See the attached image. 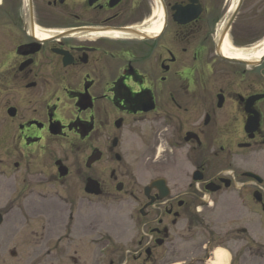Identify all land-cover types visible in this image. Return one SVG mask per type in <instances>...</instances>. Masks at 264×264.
Segmentation results:
<instances>
[{
    "label": "flooded vegetation",
    "instance_id": "obj_1",
    "mask_svg": "<svg viewBox=\"0 0 264 264\" xmlns=\"http://www.w3.org/2000/svg\"><path fill=\"white\" fill-rule=\"evenodd\" d=\"M245 3L0 0V172L22 179L40 264H213L217 249L226 264H264L262 220L177 259L193 222L212 234L204 211L230 197L264 217V34L248 36L264 0ZM132 149L159 171L142 190L125 179ZM108 199L133 203L124 241L93 222L101 208L83 207Z\"/></svg>",
    "mask_w": 264,
    "mask_h": 264
},
{
    "label": "rangeland",
    "instance_id": "obj_2",
    "mask_svg": "<svg viewBox=\"0 0 264 264\" xmlns=\"http://www.w3.org/2000/svg\"><path fill=\"white\" fill-rule=\"evenodd\" d=\"M255 0H248V4L245 3L244 6L247 5V9L251 6V3ZM242 14H246V12H241ZM244 21V15L238 18L239 25H242ZM258 27L256 30H252L248 36L249 37H260L264 34V22L257 23ZM255 25V24H254ZM253 25V26H254ZM246 34L244 33V30L242 33H238L237 37L239 39H245ZM143 132L144 130L141 128L140 130ZM133 140H136L139 142V139L135 136H132ZM133 149L130 151H126L127 154V163L129 161V165L123 167L125 172H128L129 178L125 177V179L128 180L130 186H134L135 189L142 190L143 187L149 184L151 178H153L154 175L159 174L155 170H153L151 167L143 166V165H137V156H139V151H136ZM141 154V153H140ZM246 164V163H245ZM250 166V163H248ZM247 164V165H248ZM174 165L171 166V169H174ZM1 169V168H0ZM126 176V175H125ZM190 181V180H189ZM186 184V182H178L177 190L181 189L180 185ZM21 187H22V179L19 177V175H13L9 176V173L5 175H1L0 172V213L3 214V223L0 224V264H40L37 260L38 257H35L32 251L36 247H32L26 244L25 239L32 238V236L29 234L30 230L28 226H25L22 221V214L25 212V210H22L20 205L23 199H21ZM185 188V187H184ZM50 189V195H52V188ZM175 189V190H176ZM15 191V192H14ZM45 191V190H44ZM114 191L116 192L117 190ZM56 192L54 191V194ZM80 201V197L78 199L73 200V207H76ZM225 202V203H223ZM220 206H217L215 208H208L204 211V214L207 216V222L209 223L210 227H213L212 234L208 233L207 231L200 234V230L202 229L201 226L197 221L193 222V228L189 231V239H195L193 244H190L185 251L184 255H179V258L183 257H190L191 255H199L201 256V253L199 252V242H202V240L205 239H217L220 237L217 232L225 233L229 232L233 227H239L240 225H249L251 222L252 224H258L259 222L264 221V217L256 211L257 209L253 207L252 213L248 214V210L240 209L239 204L235 202L234 197H230L227 200L223 201ZM221 203V202H220ZM24 205V204H23ZM120 202L114 201L112 199L105 200L103 202H97V200H93L92 204H88L87 200L83 201V207L87 208H101L102 213H97L92 215L94 217V221L98 220L101 221V227L102 229H107L109 238L114 240H121L124 241V238H128L129 234H132L133 231L131 230V224L128 225V230L126 231V236L121 237L120 232L123 231L125 228V225L123 224L122 217H120L121 213L124 211H128L129 207L133 206V203H125L123 208L119 210L120 208ZM30 207V206H29ZM24 208H26L24 206ZM124 208H126L124 210ZM191 209V208H190ZM232 211V212H231ZM234 213L239 214L237 218L239 220H233L230 222L229 216L234 215ZM192 217V215L190 214ZM30 223H41L42 221H39L37 217H32V220L29 221ZM92 224V222L87 223ZM100 228V230H101ZM33 229V228H32ZM31 229V230H32ZM191 229V228H190ZM256 229V228H252ZM126 230V228H125ZM252 230V232L255 233V231ZM95 232V231H94ZM93 232V234H94ZM106 232V231H105ZM203 232V231H202ZM122 234V233H121ZM212 235V236H210ZM221 238H224V235L220 234ZM38 238V237H36ZM87 238H84L86 240ZM85 244V243H84ZM40 247H37L38 249ZM86 248V253L83 252V255L85 256H91L95 254V250L90 247ZM99 248V246H98ZM200 249V248H199ZM11 250H16L18 253L16 257H12L10 255ZM174 259L173 261L177 260ZM190 259V258H189ZM229 256L225 252L223 256V262L226 263L228 261L229 263ZM178 262V261H177ZM173 263V262H172ZM221 263V264H222ZM48 264H57L54 261L49 262ZM233 264H248L243 262L239 257H236Z\"/></svg>",
    "mask_w": 264,
    "mask_h": 264
},
{
    "label": "bare ground",
    "instance_id": "obj_3",
    "mask_svg": "<svg viewBox=\"0 0 264 264\" xmlns=\"http://www.w3.org/2000/svg\"><path fill=\"white\" fill-rule=\"evenodd\" d=\"M225 252L222 249H217L215 251V262L213 264H221L223 261V256H224ZM222 264H226L225 262H223Z\"/></svg>",
    "mask_w": 264,
    "mask_h": 264
},
{
    "label": "water",
    "instance_id": "obj_4",
    "mask_svg": "<svg viewBox=\"0 0 264 264\" xmlns=\"http://www.w3.org/2000/svg\"><path fill=\"white\" fill-rule=\"evenodd\" d=\"M240 4H241V3L238 4V8H237V10L239 9ZM232 21H233V18H231V19L227 22V24L224 26V29H223L222 32H221V36H224V35L226 34V32L228 31V28H229L230 24L232 23ZM1 221H2V218H1V216H0V222H1Z\"/></svg>",
    "mask_w": 264,
    "mask_h": 264
}]
</instances>
